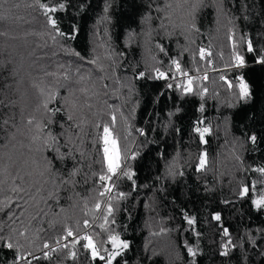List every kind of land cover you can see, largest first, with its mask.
Wrapping results in <instances>:
<instances>
[{
    "label": "trees",
    "instance_id": "trees-1",
    "mask_svg": "<svg viewBox=\"0 0 264 264\" xmlns=\"http://www.w3.org/2000/svg\"><path fill=\"white\" fill-rule=\"evenodd\" d=\"M41 4L57 10L45 14ZM0 15L6 17L0 32L7 33L0 35V75L18 72L8 80L14 119L0 127V236L17 248L0 243V264H107L112 235L130 242L113 264H264V208L252 203L264 195L255 180L264 179L256 171L264 168V64L257 63L264 55V0H0ZM203 48L211 53L205 60ZM237 55L244 67H237ZM173 59L192 75L191 93L178 87ZM155 69L166 78H155ZM239 75L252 89L247 103L237 96ZM33 83L46 90L64 85L49 105L61 109L51 130L71 137L74 159L56 163L51 174L41 175L32 140L35 123L47 120ZM206 126L205 143L195 129ZM105 127L121 166L106 202ZM253 133L255 144L248 139ZM73 168L79 169L74 178ZM245 186L250 190L242 196ZM53 190L58 198L49 196ZM68 228L69 247L46 258L45 243ZM84 231L105 260L83 247Z\"/></svg>",
    "mask_w": 264,
    "mask_h": 264
},
{
    "label": "snow or ice",
    "instance_id": "snow-or-ice-1",
    "mask_svg": "<svg viewBox=\"0 0 264 264\" xmlns=\"http://www.w3.org/2000/svg\"><path fill=\"white\" fill-rule=\"evenodd\" d=\"M41 8H43L45 10V14L48 13H53L55 12L57 9L55 7H51L48 6L46 4H41L40 5ZM65 7V5L62 3L59 5L60 9H63ZM195 7V6H194ZM6 17H4L3 15H0V19H5ZM49 22L55 27L57 24V21L55 19H53L51 16H49ZM163 27V25H162ZM193 27H195L193 25ZM56 31L59 32V29L56 28ZM61 35H63V33H60ZM0 35H7V33L5 32H0ZM247 45H248V51L252 52L254 51L253 45H252V41L249 39L247 41ZM161 51H164V48L162 45H157ZM200 56L201 58H204L205 56H210L211 53L207 52L205 49H201L200 50ZM76 55L78 56L79 53H76ZM237 60V67H244L245 66V60L243 56H239L237 55L236 57ZM91 63L95 64L96 61L93 60L91 61ZM257 63L260 64H264V55H261L258 57L257 59ZM172 64L175 65L176 71L180 72L181 75H187L186 73L181 72V68H180V63L178 60L173 59L172 60ZM157 75L155 78H166V73L161 72L159 69H155ZM16 75H18V72L16 70H13V72H11L9 74V76L11 77H15ZM45 75L47 76H52L55 75L54 73H45ZM9 76H4V75H0V96H3V98H0V127H7L8 124L10 123L11 119H14V115H10V110L15 107L16 105V101L10 100L8 99V90L12 89V85L10 83H8L9 80ZM145 76V72L141 71L138 74V78H143ZM64 79L67 80L68 76L67 73L64 74ZM221 79H223V77H221ZM237 84H236V88L238 89L237 92V96L238 99L240 101H243L245 103L251 101L252 99V89L249 85V83L245 80L244 76L241 75L239 77H237ZM193 85V78L189 77L187 80L186 85H178V87L182 88V91L184 93H191L193 91L192 88ZM228 86L231 88L233 85L231 83V81L228 82ZM32 87L37 89L39 96L42 98L41 99V103H40V107L43 108L44 110V115L47 117L46 122L45 121H41V122H36L35 123V128H36V134H34L32 136V140L34 142H37L39 144V147L36 149V151L40 154V157L43 161V168L44 171L41 172V175H44L45 173H53V170L55 169V165L56 163L60 162L62 163L65 159L68 158H72L74 159V156L72 154V152L69 150L68 145L71 143V137H65L63 132L60 133H53V131L51 130V125L54 123V121L52 120V117L55 116V114L59 111H61L60 108L57 107H49L50 104H52L57 97L59 96V88L60 87H64V85L58 84L56 86V90H50L47 89L39 84H32ZM169 88L172 87L171 84L168 85ZM16 91H19V88L16 89ZM71 91V90H69ZM83 91V90H82ZM204 92L207 91V89H203ZM64 99L65 104H68L69 101L67 100V98H62ZM72 106L74 107L75 104L74 102H72ZM4 109H8L9 112H5ZM114 119V117H113ZM36 120V118L30 117L27 120L28 125H33L34 121ZM67 120L68 121H73V116L71 114H69L67 116ZM61 128H63V125L60 126ZM77 128L80 127V125H76ZM195 131L197 133L200 134V138L203 142L206 143V141H204V135L205 133H209L211 131L210 127H204V128H200V127H196ZM105 132V137H104V144L105 147L103 149L106 159H107V170L108 173H110L111 175H115L117 169L120 168V163H119V154L118 152H115L114 148L112 151H110L109 149V140H108V134H109V130L107 127H105L104 129ZM43 134V135H41ZM248 139L255 144L257 142V135L255 133L251 134ZM63 141V142H62ZM112 145H115V141H111ZM206 156L207 153H204L201 158H200V162H199V169H203L205 167L206 164ZM7 170L5 169V172ZM256 171L260 172V173H264V168H257ZM79 172L78 168H73V170L69 173L70 177H75L77 175V173ZM111 175H104L100 177L101 181H105V180H111ZM125 176H129V173L125 172L124 173ZM71 180H64L63 178H61V183H70ZM53 183L55 184V181H53ZM262 184H264V180L261 181ZM253 187H255V182L253 183ZM14 191L16 190L15 188L13 189ZM249 187L245 186L243 187L242 191H241V195H247L249 193ZM110 191V188L105 187L104 188V192L101 193V195H104V193H107ZM125 194L124 193H120V196L123 197ZM49 196L51 198H58L56 196V191L53 190L52 192L49 193ZM252 203L258 208H264V195H261L260 197H258L257 199L253 200ZM100 203H97L95 205V207L97 209L100 208ZM107 212L110 215L112 212V206L111 204H109L107 206ZM214 218L219 221L221 219L220 214L217 213L215 214ZM107 219V218H106ZM85 225L88 224V221L85 220L84 221ZM194 223V219H189V224ZM24 233H21V235H23ZM224 235L228 236V230L224 229ZM69 237H74V233L72 231L71 228L67 229V234L64 237V239H68ZM80 239H83L85 241H87L86 244L83 245L84 248L86 249H90L91 250V256L93 259H96L98 256L101 260H105V256H100L99 251L96 247V245L93 243L92 237L85 235L83 237H81ZM109 239L111 240V244H112V248L113 251L110 252L107 255V264H113V261L116 259L117 256H120L122 253V250L128 249L130 247V242L124 239H121L119 235H112L109 237ZM78 242L77 239H73L72 240V246L75 247V244ZM0 243L3 244L4 247L8 248V249H16L17 245L14 244L10 238H6L4 236H0ZM57 244H59V241H57ZM231 246V241L229 240V242L227 244H225L224 247V251H223V255L227 256L229 254V247ZM45 248H51V246L47 243H45L44 245ZM61 247L63 248H68L69 245L68 244H63ZM234 247V246H233ZM58 249L56 248H51V251H57ZM188 252L195 257L197 255V252L195 250H193L192 248L188 249ZM28 255H32L31 253H28ZM46 258H50L49 254L47 252L44 253ZM70 255L75 258L76 257V252L72 251L70 253ZM26 257L24 256H20L19 259H25ZM33 259H35V257H33ZM12 264H16V261L14 260L12 262ZM28 264H31V261H28Z\"/></svg>",
    "mask_w": 264,
    "mask_h": 264
},
{
    "label": "built area",
    "instance_id": "built-area-1",
    "mask_svg": "<svg viewBox=\"0 0 264 264\" xmlns=\"http://www.w3.org/2000/svg\"><path fill=\"white\" fill-rule=\"evenodd\" d=\"M203 49H205V48H203ZM207 52H209L207 49H205ZM201 57V56H200ZM210 56H205L204 58H202V59H207V58H209ZM183 73H186L187 75H181V74H179V76H178V85L179 84H186L187 83V80H188V78L189 77H192V75L191 74H189V73H187V72H183ZM210 73V71H204V72H202L201 73V75H202V77L204 78V79H207V77H208V74ZM239 76H241V75H239ZM238 76V77H239ZM206 127H209V126H206ZM117 171H118V169H117ZM117 171H116V173H117ZM105 187H108V188H110V191L109 192H107V193H105V195H106V200H105V202L108 200V197H109V195L111 194V192H112V190H113V188H114V185L111 183V181L110 180H105V186H104V188ZM104 188H103V191H104ZM82 236H85V235H88V233H87V231H84L82 234H81ZM57 241H59V244H57ZM66 243V240L64 239V238H62V239H56V240H54V242L53 243H51L50 244V246H51V248H56V247H58V246H62L63 244H65ZM51 248H44L43 250H42V253L44 254L45 252H47V253H49L50 254V251H51Z\"/></svg>",
    "mask_w": 264,
    "mask_h": 264
},
{
    "label": "rangeland",
    "instance_id": "rangeland-1",
    "mask_svg": "<svg viewBox=\"0 0 264 264\" xmlns=\"http://www.w3.org/2000/svg\"><path fill=\"white\" fill-rule=\"evenodd\" d=\"M23 79H26L27 77L26 76H24L23 75V77H22ZM104 137H105V135H104ZM108 140H109V149H110V151H112L113 150V148H114V150H115V152H118V150H117V146H116V143H115V145L113 146L112 145V143H111V141H115L116 139H115V137L111 134V133H109L108 134ZM104 146H105V144H104ZM119 154V153H118ZM106 161H107V159H106ZM121 172V166H120V168L118 169V171H117V173L115 174L116 176H118V174ZM115 175H111V183L114 185V182H113V179H112V177H116ZM257 178V177H256ZM255 178V180H256V185H259V186H261V185H263L262 183H261V181L262 180H264L263 179V177L261 176V177H258L257 179ZM104 186H105V184H104ZM114 189V188H113ZM261 196V195H260ZM259 196V197H260ZM66 234H67V232H66ZM66 234H65V236H66ZM64 236V237H65ZM63 237V238H64ZM59 239H62V238H59ZM53 243V242H52ZM66 244V243H65ZM61 246H58V247H56V249H58V248H60ZM45 248V247H44ZM43 248V249H44ZM42 253V252H41Z\"/></svg>",
    "mask_w": 264,
    "mask_h": 264
}]
</instances>
